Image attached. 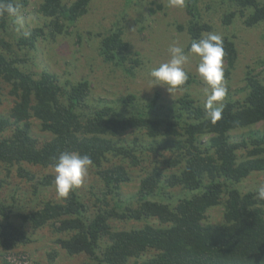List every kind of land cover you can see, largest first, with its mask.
I'll return each instance as SVG.
<instances>
[{"label":"trees","instance_id":"obj_1","mask_svg":"<svg viewBox=\"0 0 264 264\" xmlns=\"http://www.w3.org/2000/svg\"><path fill=\"white\" fill-rule=\"evenodd\" d=\"M93 1L42 0L37 13L47 20L43 28L15 38L16 49L0 36V101L4 84L14 98L6 116L0 115V164L17 166V175L32 183L37 196L54 184V176L36 178L21 165L47 169L63 151L88 154L105 192L103 208L90 214L76 190L59 195V202L39 201L22 214L0 203V251L8 255L31 243L30 231L49 227L59 250L70 257L87 256L94 264H264V201L257 199L256 190L240 188L250 176L264 173V127L246 133L241 141L231 138L236 131L264 124L260 75L246 72L243 97L226 99L215 122L205 104L191 97L190 76L172 103H162L156 93L147 103L127 96L115 104L89 105L87 81L61 84L54 74L33 72L16 50L56 40ZM29 2L0 0V6L12 3L21 13ZM184 10L187 19L178 29L188 37L187 49L193 40L214 32L205 19L210 12H222L226 28L236 19L250 28L264 25V0H184ZM15 19L0 11V31ZM122 35L118 29L103 37L100 54L108 64L124 68L134 63L136 68L140 62L130 57L131 46ZM223 46L225 76L230 79L238 49L228 37ZM32 120L39 122L48 140L40 143L32 135ZM129 133L136 135L133 148L121 141ZM163 151L170 154L162 163L173 172L167 175L154 167L140 180L133 204L122 200V187L131 181L128 167L141 163L138 154ZM174 189L182 192L173 197ZM221 206V222H208L210 211ZM114 221L142 226L116 229Z\"/></svg>","mask_w":264,"mask_h":264},{"label":"rangeland","instance_id":"obj_2","mask_svg":"<svg viewBox=\"0 0 264 264\" xmlns=\"http://www.w3.org/2000/svg\"><path fill=\"white\" fill-rule=\"evenodd\" d=\"M42 0H30L28 6L21 10L20 19L9 22L5 32L0 31L2 39L16 49L15 38L23 33L27 34L34 28L44 25L43 18L37 13L38 5ZM75 1V0H73ZM210 12L205 17L213 25L214 33L221 34L223 39H232L238 49V63L231 78L225 76L226 64L223 62L224 81L228 89L226 99L237 100L243 97L245 87L244 77L248 70L260 75L264 83V25L247 27L243 19H236L232 26L224 27L221 23V14ZM186 13L183 7L169 6V0H94L88 12L74 24L67 25L65 33L56 40H39L36 47L30 50L26 47L17 48L16 54L27 60L31 70L36 73L47 71L58 77L61 84H77L87 81L89 94L87 103L93 106L115 104L127 96L136 97L137 101L147 103L159 93L162 103H172L183 94L181 86L167 89L154 85L149 77V71L170 58L168 48L174 42L187 50L188 37L180 32L178 27L186 22ZM122 29L123 39L131 46L133 55L130 57L139 60L135 68L134 63H127L123 68L116 67L104 61L100 54V41L109 32ZM47 35V34H46ZM137 53L138 55L135 54ZM134 56V57H133ZM199 57L191 55L185 66L192 79L188 88L191 97L198 103L205 104L208 85L200 77L197 66ZM131 66H133L131 68ZM130 69V71H126ZM0 101V115H5L12 108L14 98L10 95V87L3 85ZM32 135L40 142L49 139V135L39 130L38 121L32 120ZM264 127L261 123L249 130L234 132L232 139L241 141L243 135L250 131H260ZM136 135L129 133L121 138L122 143L129 148ZM245 138V137H244ZM153 155L150 153L138 154L141 163L128 167L131 181L124 184L121 190V199L133 204L139 182L154 167H161L165 174L173 171L165 169L163 158L169 157L170 152ZM241 153V152H240ZM116 160V159H115ZM25 170L37 177L54 176L53 168L41 169L31 165H21ZM17 166L9 167L0 164V203L9 206L15 213L22 214L30 207H36L39 201L59 202V194L55 185L42 188L37 196L33 195V185L17 175ZM94 169L89 170L85 182L76 189L90 214L103 208L102 189ZM264 184V173H255L246 179L240 188L243 192L254 191ZM180 189H174L173 197L180 195ZM171 196V195H170ZM107 200V198H106ZM107 203L109 206L110 202ZM223 207H218L209 213L211 224H218L222 220ZM116 229H130L142 224L111 222ZM31 243L21 246L6 255L0 251V264H94L87 256H68L54 244L56 235L46 227L39 231H30ZM129 264H134L131 261Z\"/></svg>","mask_w":264,"mask_h":264},{"label":"clouds","instance_id":"obj_3","mask_svg":"<svg viewBox=\"0 0 264 264\" xmlns=\"http://www.w3.org/2000/svg\"><path fill=\"white\" fill-rule=\"evenodd\" d=\"M171 7H183L184 0H169ZM0 11L7 13L18 20L21 18L16 5L6 3L0 6ZM169 59L167 62L151 68L149 77L154 85H160L167 89L182 86L189 79L185 66L189 63V57H199L197 71L202 80L208 85L205 109L208 117L218 121L222 117L223 105L220 103L227 95L226 82L224 81L223 57L225 50L221 34L209 32L197 40H193L190 47H184L173 43L168 48ZM93 166V160L88 154L77 151H63L54 158V185L61 197H67L79 188L89 175ZM257 199L264 201V184L257 189Z\"/></svg>","mask_w":264,"mask_h":264}]
</instances>
